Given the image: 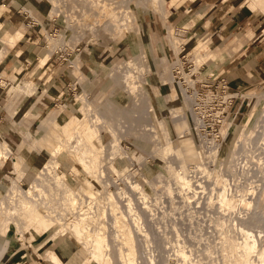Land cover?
<instances>
[{
	"label": "rangeland",
	"instance_id": "1",
	"mask_svg": "<svg viewBox=\"0 0 264 264\" xmlns=\"http://www.w3.org/2000/svg\"><path fill=\"white\" fill-rule=\"evenodd\" d=\"M95 1L62 0V4L66 8L64 21V18L62 19L54 10V0H13L12 8L15 11H25L33 18L29 24L31 28L29 29L26 25L27 27L22 30L16 28L13 30L10 25H7L6 20L0 19V34L7 31H10V34L22 31L30 37L27 43L23 42L20 48L14 49L13 53L11 52L12 55L8 53L6 37L3 38L4 43L1 48L3 56H0V144L6 142L11 149L7 153V159H0L1 184L8 186L13 181H20L24 187L31 185V180L41 169L42 161L47 156L44 154L35 155L34 161L29 166L22 161V168L19 173L11 164L12 157H18L19 146L26 133L31 135L29 139L31 142L39 130L46 129L51 131L49 133L60 135L65 133L66 127L64 126H69L68 128L71 129L70 125H66L70 122L66 120H70L68 114L63 116L64 119L61 116L65 106L83 109L82 103L78 100L81 93L80 85L77 84L79 75L83 74L82 76L88 82L87 86L83 85L81 88L85 86V96H93L91 104L94 108L100 104L103 105L105 101L114 97L118 100L120 98L123 105L129 106L133 104L131 98L129 99L125 94L121 98L120 91L114 95L112 91L115 86L109 77L111 74L120 76L128 67L129 62L137 58V53L142 49V51L144 50L141 59L142 67L132 71L134 77H138L136 83L139 89L142 88L139 93L147 94V99L152 104L156 103L158 96L164 98L166 103H170L172 101L170 96L181 100V95L175 84L180 81L184 83V80L174 78V76L180 77L179 74L174 73V71H179L176 67L178 63L181 64L182 70L186 67L183 72L188 74L189 78L193 74L196 76V80L200 81L211 74L227 75L224 73V65L237 49H230L231 44L237 42V38L243 39L240 41L242 44L246 40L240 35H246L248 38L253 37L264 49V13L255 6L252 0H179L171 4V7L170 5L169 8L167 7L165 20H162L153 11L143 13L141 21L134 24L135 27L128 36L125 32L121 34L117 28L111 27L109 19L105 18V15L95 14L93 7ZM112 7L114 13L119 12L118 7L116 8L115 5ZM217 8L223 9V13L226 14V21L235 19L241 24L244 23L241 30L237 31V34L232 31L231 35L225 32L226 35H221V40H213L210 44L208 42L207 49L203 48V44L200 48L195 49V44L209 39L208 35H202V31L197 30V28L205 29L210 23L212 12ZM1 14L2 9H0V17ZM35 24H40L41 28H35L33 26ZM104 25H108V27L104 28ZM65 27L68 28L69 35H71L72 40L68 43L71 47L64 44L62 39V32L65 31ZM174 38L177 40L179 53L181 52L179 57H176L173 52L171 39ZM59 41L61 45H59ZM56 42L58 43L56 44ZM53 45H56L57 48ZM70 48L76 54L78 53L76 49L80 53L78 56L80 73L76 74L70 67V61L74 58V52ZM199 50L205 54L198 52ZM24 56L26 57L25 61L22 60ZM187 69H190V72H187ZM111 70L113 71L111 72ZM172 70H174L173 73H171ZM167 72L172 75L176 83L166 85L161 83L167 78ZM254 72L259 81L251 91L236 93L228 90V94H223L225 99L234 97L235 100L227 111L225 117L227 124L223 127L220 125V129L218 125L209 124L214 117L212 115L213 110H216L214 105L207 109L206 117L210 119L205 118L208 120H206L205 132L203 130L204 122L202 125L197 127L191 125L189 128L184 125H171V117L164 112L161 117L163 125H158V120L150 111L149 122L151 125H147L144 129L152 133L153 144L146 141L142 149H137L134 140L126 137L120 140L122 148L128 149V154H124L126 163L120 164L121 161L118 160L117 152L109 155L111 160L113 159V167L115 168L113 170L119 178L117 183L120 184L119 187L121 188L125 182L143 186L150 191L151 195V199L147 200L146 208L161 213L164 209H170L172 204L173 206L176 205L175 208L179 211L174 217L177 224L176 229L183 230L186 225L199 223L204 231V238L214 239L215 243H219V231L227 228L225 224H228L230 220L226 215L231 209L218 207L215 198L221 186L216 183L215 178L204 177L197 168L198 165H202L209 170L211 175L216 170L221 171L229 182L228 193L232 192V194L240 196H238L239 201L235 197L237 208L241 209L250 205L248 194L252 187L251 181L242 185L235 184L231 175L233 164L229 165L225 160L229 151H232L233 146H235L239 129L246 126L250 128L253 122V119L249 122V101L246 95L253 94L256 97L264 92V71L255 70ZM190 80L189 83H184L187 96L188 90L193 89L195 82L194 78H190ZM27 84L31 86L29 93L23 92L26 90ZM196 90L201 92L198 87ZM254 101L256 102V99ZM37 102L43 105V113L36 110ZM80 127V132L88 143L98 148L97 143H95L96 140L89 139L85 135L84 127L82 125ZM190 129L192 131L197 130L199 137L194 138L192 133H186ZM181 133L192 138L191 142L197 148L196 155H189L188 148L181 147ZM204 133L206 134L204 135ZM74 135L75 130H70L63 139L65 138L74 144ZM100 135L102 143L111 148L113 145L112 137L107 130H101ZM200 146L204 148L202 153L199 149ZM24 147L28 148V145H24ZM176 148L179 149L180 153L176 160L169 159V155L164 156V149L173 150ZM136 153L139 154L136 158L137 164L130 160ZM214 153L218 154L216 161L211 160ZM243 155L246 154L243 153ZM142 162L149 165L151 171L155 173L152 180H147L144 172L140 170L139 164ZM181 169L192 181V188L189 190L181 191L179 185L174 182L172 171H180ZM22 175L24 176L21 178ZM168 186L171 193L167 195L165 190ZM0 189V194L3 192V196H6V188L0 185ZM133 202L136 208L142 207L137 192ZM261 207L259 211H262L264 205ZM12 208L20 211L21 203L15 205L12 203ZM224 209L226 214H216ZM158 212L152 213L153 218L150 223L157 221ZM216 218L220 219L219 224L214 223ZM3 222L4 218L0 213V230L5 227ZM52 229L54 227L50 226L49 229H40L35 233L32 228H25L23 230L25 243L23 244L17 240L15 229L10 226L8 231L5 230L4 238L0 237V264H66L68 261L77 264L78 247H73L71 242L60 243L62 234L58 229ZM163 231L164 229L161 228V232ZM163 234L161 233V235ZM168 237L170 243L166 249L167 256H172L174 263L177 264L175 261L178 258H174L173 255L181 247L187 248L188 260L186 261L188 264L201 262L196 257L195 250L189 249L187 244L182 243L181 238L170 235ZM47 253L52 257L51 260L48 257L45 258ZM160 254L161 252L156 250L151 255L158 259ZM79 264L95 263L85 259L84 263L79 262Z\"/></svg>",
	"mask_w": 264,
	"mask_h": 264
},
{
	"label": "bare ground",
	"instance_id": "2",
	"mask_svg": "<svg viewBox=\"0 0 264 264\" xmlns=\"http://www.w3.org/2000/svg\"><path fill=\"white\" fill-rule=\"evenodd\" d=\"M177 1L179 0H96L93 7L95 14L105 15V18L109 19L111 27L117 28L121 34L125 32L128 36L135 27L134 24L141 21L143 13L153 11L162 20H165V10ZM252 1L264 13V0ZM112 5L118 7V13H114ZM54 8L65 21L66 8L62 4V0H54ZM66 27L62 32V39L64 44L69 46L68 43L72 39ZM105 27L108 25H104ZM3 34L4 36L0 38V56H3L1 48L4 37H6L5 42L8 48H11L16 40L20 39V35L11 37L7 33ZM2 35L0 34V37ZM171 43L176 57L181 56L179 47L177 48V40L171 39ZM207 43L208 40L200 41L194 45V48H200L203 44V48L207 49ZM59 45H61L60 41ZM72 51L74 52L73 49ZM143 51L139 50L137 58L129 62L128 67L120 76L111 74L109 77L115 86L112 91L114 95L120 91L122 94L120 97L123 98L125 94L129 99L131 98L133 104L125 106L120 98L118 100L114 97L94 108L91 104L93 96L84 95L88 82L82 74L79 75L77 84L80 85L81 90L78 100L82 103L83 109L65 106L61 116L64 119L63 116L68 114L70 120H66L70 122L66 125H70L71 129L68 128L69 126H64L66 134L60 135L49 133L51 131L46 129L39 130L31 142H29L31 135L25 134L19 146L18 157H12L11 164L15 171L19 173L22 161L29 166L34 161L35 155L44 154L47 157L42 161V167L31 180L29 187H24L20 181H13L5 186L1 184L2 177L0 178V185L6 188V196H3V192L0 194V213L4 218L2 224L5 226L3 230H0V237L3 239L5 230L8 231L10 226H13L17 240L24 244L23 230L25 228L30 227L36 233L40 229H49L50 226H53L63 236L60 243L71 242L73 247H78L77 264L84 263L85 259L92 260L95 264H176L172 256H167L166 249L170 243L168 237L170 235L181 238L182 243L187 244L189 249L195 250L196 257L201 261L198 264H264V207L262 211H259L264 205V92L256 97L253 94L246 95L249 101V122L251 119L253 122L250 128L246 126L239 129L235 146L232 151H229L225 160L229 165L233 164L231 175L235 184L242 185L251 181L252 187L248 194L250 205L241 209L237 208L235 197L239 201L240 196L232 194V192L228 193L229 182L221 171L216 170L211 175L209 170L202 165H198L197 168L200 174L206 178H215L216 183L221 186L215 198L218 207L231 209L226 215L230 220L228 224H225L227 228L219 231V243H215L214 239H205L204 231L199 223L186 225L183 230L176 229L177 224L174 217L179 213L175 208L176 205L172 204L170 209H164L161 213L157 210H150L145 207L147 200L151 199L149 190L131 182H125L121 188L120 184H117L119 178L113 170L115 169L113 159L111 160L109 155L117 152L120 164H124L126 161L124 154H128V149L122 148L121 139L132 138L137 149H142L146 141L154 140L152 133L144 129L147 125H151L149 122L150 111L158 120V125H163L161 117L164 112L171 117V125H184L186 128L191 125L197 127L202 125L201 118H204L205 106L213 101L211 94H208L205 100L201 99L199 103L197 102L198 95L195 92H192L190 96L186 95L184 83H189L191 80L189 75L183 72L181 64L178 63L176 67L184 83L181 81L176 83L168 72L167 78L161 83L163 85L176 83L181 100L170 96L172 101L166 103L164 98L158 96L156 103H150L147 94L139 93L142 88L139 89L136 83L138 77L135 78L132 74L133 69L137 70L142 67ZM73 54L74 60L70 61V67L77 74L80 73L78 69L80 60L78 54L75 52ZM209 56L207 57L209 58ZM22 60L25 61L26 57L24 56ZM136 72L134 73L136 74ZM83 85L85 86L81 88ZM25 87L26 90L23 92L29 93L31 86L27 84ZM221 101L228 103L231 99H225L222 96ZM62 118L60 119L62 120ZM81 125L84 127L85 135L89 139L96 140L98 148L91 146L83 137L80 132ZM205 125L203 123V130ZM70 130H75L74 144L63 139ZM101 130H107L112 137L111 148L102 143ZM182 133L181 147L188 148L189 155H196L197 148L191 142L192 138ZM186 133H192L194 138L199 137L197 130L190 129ZM24 145H28V148H25ZM199 149L202 153L204 148L200 146ZM164 150V156L169 155L170 158H168L172 160H176L180 155L178 148ZM10 151L6 142L0 144V159H7V153ZM197 154L199 153L197 152ZM138 156L139 154L136 153L130 160L137 164ZM217 159L218 154H212L211 160L216 161ZM139 165L145 178L152 180L155 173L151 171L149 165L145 162ZM172 173L174 182L179 185L181 191L192 188L191 179L182 169L180 171L173 170ZM136 192L142 205L139 208H136L133 202ZM170 193L168 186L165 194ZM12 203L14 205L21 203V210H14ZM225 211L224 209L216 214L223 215L226 214ZM154 212H158L157 221L150 223ZM219 221L220 219L216 218L214 223L219 224ZM161 228L164 229L163 232H161ZM161 233L164 234L161 235ZM156 250L161 252L158 259L151 255ZM187 255V248L181 247L175 251L173 256L178 258L175 261L177 264L178 262L179 264H188ZM47 257L49 260L52 259L48 253L45 255V258ZM66 264H72V262L68 261Z\"/></svg>",
	"mask_w": 264,
	"mask_h": 264
},
{
	"label": "crops",
	"instance_id": "3",
	"mask_svg": "<svg viewBox=\"0 0 264 264\" xmlns=\"http://www.w3.org/2000/svg\"><path fill=\"white\" fill-rule=\"evenodd\" d=\"M12 5L13 0H0V9H2L0 19L6 20L7 25H10L11 29L13 30L15 28L22 30L23 28L27 27L26 25L29 21L30 15L25 11H15L12 8ZM222 10L223 9L221 8H217L212 12L209 20L210 23L205 29H201L200 27L197 28V30L202 31V35L209 36V44L212 43L213 40H221V35H226L224 34L225 32H228L231 35L232 31H234L237 34V31L241 30L242 25L244 24L235 21V19L226 21V14L223 13ZM6 33H8V35L11 37H14V35L15 37L20 35V39L16 40L15 44L11 48H8V53H10V55H12L14 49L20 48L23 42L27 43L30 40L29 35L23 33L22 31H16V33L14 32L13 34H10V31H7ZM240 36H243L246 40L242 44L240 41L243 39L237 38L238 41H235L233 44H231L230 49H237L232 53L231 57L224 65V73L227 75L224 76L222 74H211L209 77L201 79L199 83H218L220 86L223 85L229 91L236 93L251 91L253 87H256V83H258L259 78L255 75L254 71H264V49L257 43V41H255L253 37L250 36L248 38L246 35ZM238 44L241 45L238 46ZM173 71L174 70H172L171 73H173ZM36 106V110H38V112H44L42 110L44 108L42 107L43 105H41V103L37 102Z\"/></svg>",
	"mask_w": 264,
	"mask_h": 264
},
{
	"label": "built area",
	"instance_id": "4",
	"mask_svg": "<svg viewBox=\"0 0 264 264\" xmlns=\"http://www.w3.org/2000/svg\"><path fill=\"white\" fill-rule=\"evenodd\" d=\"M33 18L30 16L29 21L27 22V26L30 29L31 26H29V24L33 21ZM35 26V28L40 27V24H35L33 25ZM76 52H78V56H80V53L78 51V49H76ZM61 58V57H60ZM64 60V59H63ZM176 60V59H175ZM65 61V60H64ZM191 66V65H190ZM191 68V67H188ZM186 67L183 69V71H185ZM187 72H190V69H187ZM174 73L176 75H178V71H174ZM174 78H177L178 80H180L181 77H176L174 76ZM190 78H194L195 82H194V86L193 89H189L188 90V95H191L192 92H195L198 96L197 98V102L199 103L200 100H205L208 96V94H211L213 101L205 106L204 111V118L202 117L203 122L207 125V122L204 121L206 117V113L208 112V107L214 105V107H216V110H213L214 112L212 113V115L214 116L211 119V122L209 123L210 125H218L219 129H220V125H225L227 123V121L225 120L227 111L229 110V108L233 105V102L235 100V98L233 97L231 99L230 102L226 103V102H222L221 101V95H225L228 94V89L223 86V85H219L218 83L216 84H206V83H199V81L196 80V76L195 75H190ZM182 79V78H181ZM199 88L200 91L196 90V88ZM223 95V96H224ZM196 111H198V109H196ZM204 132H205V127H204ZM206 133H204L205 135Z\"/></svg>",
	"mask_w": 264,
	"mask_h": 264
}]
</instances>
